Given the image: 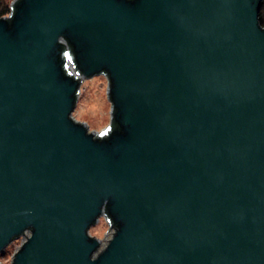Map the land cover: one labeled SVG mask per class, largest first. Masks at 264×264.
I'll return each instance as SVG.
<instances>
[{"label": "water", "instance_id": "water-1", "mask_svg": "<svg viewBox=\"0 0 264 264\" xmlns=\"http://www.w3.org/2000/svg\"><path fill=\"white\" fill-rule=\"evenodd\" d=\"M261 2L14 0L0 254L30 231L12 264H264ZM100 74L116 125L103 139L72 116ZM103 215L116 231L98 252Z\"/></svg>", "mask_w": 264, "mask_h": 264}, {"label": "rangeland", "instance_id": "rangeland-1", "mask_svg": "<svg viewBox=\"0 0 264 264\" xmlns=\"http://www.w3.org/2000/svg\"><path fill=\"white\" fill-rule=\"evenodd\" d=\"M8 1L13 2L14 0ZM108 89L109 80L104 74L82 81L79 98L72 116L78 122L85 123L90 133L100 134L111 123L112 104L108 97ZM115 231L104 215L100 216L99 221L90 227L89 234L100 240L98 252L107 246ZM29 235L30 231H27L6 247L0 254V263L12 264L16 252Z\"/></svg>", "mask_w": 264, "mask_h": 264}, {"label": "trees", "instance_id": "trees-1", "mask_svg": "<svg viewBox=\"0 0 264 264\" xmlns=\"http://www.w3.org/2000/svg\"><path fill=\"white\" fill-rule=\"evenodd\" d=\"M13 2H9L8 0H0V18H9L11 19L14 15V9H13ZM259 20L261 25L264 27V0H262L260 8H259ZM64 69L67 73L72 74L69 70V64L67 63L68 60L72 61L71 52L67 47H64ZM116 128V125L114 122H111L108 128L103 131L102 133L98 134V138H107L110 132Z\"/></svg>", "mask_w": 264, "mask_h": 264}]
</instances>
